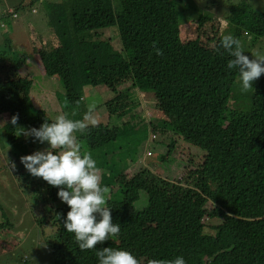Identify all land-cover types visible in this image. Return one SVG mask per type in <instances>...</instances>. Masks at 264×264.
Returning a JSON list of instances; mask_svg holds the SVG:
<instances>
[{
  "label": "trees",
  "instance_id": "1",
  "mask_svg": "<svg viewBox=\"0 0 264 264\" xmlns=\"http://www.w3.org/2000/svg\"><path fill=\"white\" fill-rule=\"evenodd\" d=\"M183 1L118 0L114 7L111 0H50L40 5L29 0L26 5L31 12L34 8L49 11L48 32L53 31L56 44L41 47L38 55L45 75L63 84L69 112L85 106L84 86L104 85L115 93L104 103L107 123L90 126L84 135L76 133L82 152L98 151L104 159L111 153L109 146L119 142L134 121L143 119L135 113L140 101L132 87L155 95L156 105L167 117L156 125L160 137L167 138L155 141L180 136L204 152V160L183 185L156 173L158 168L169 169L162 164L173 150L174 139L170 151L154 156L131 178L114 170H125L124 164L111 163L116 189L109 193L107 206L121 212L116 222H126L133 229L109 244L115 243L120 250L140 258L145 252L152 260L182 256L186 264H264V76L252 93H241L237 70L227 68L231 57L223 49L216 51L221 36L202 42V36L197 35L182 41L177 9ZM22 7L16 5L15 11ZM231 11L227 18L234 26L232 35L249 55L243 47L244 37L255 34V41L264 38V12L253 9L249 0L234 4ZM209 19L208 13H201L198 28ZM111 27L121 38L119 51L111 40L101 39ZM154 42L163 50L162 55L155 54ZM5 52H0L1 62L11 58ZM123 53L126 56L122 57ZM14 62L11 58L6 69L0 68V96L6 104L0 103V115L8 116L1 136L10 144L9 155L18 161L31 153V146L42 144L33 143L29 137L28 148L23 149V139L15 135L11 118L18 115L17 126L25 129L39 128L45 120L51 123L54 119L33 105L29 96L32 79L21 76ZM83 117L80 114L76 120ZM147 127L149 130L151 123ZM168 131L169 136L164 133ZM116 144L114 150L118 149ZM198 154L192 151L189 157ZM24 174L29 175L27 171ZM20 183L24 190H30L33 204L50 206L42 209L40 218H33L37 232L26 253L32 251L31 256L41 264L44 260L48 264H98L92 250L80 251L74 234L63 227L70 209L66 203L54 204L59 200V189L46 185L42 178ZM142 192L147 204L136 210L134 205ZM208 203L216 208L206 210ZM215 216L223 223L215 228L206 226L204 219L212 222ZM233 218L237 219L230 221ZM4 221V227L13 230L11 222L7 218ZM13 243L11 240L10 245ZM148 243L153 245L150 254L141 246ZM24 244L23 240L14 244L12 251ZM18 260L20 264L32 261L26 256Z\"/></svg>",
  "mask_w": 264,
  "mask_h": 264
},
{
  "label": "rangeland",
  "instance_id": "2",
  "mask_svg": "<svg viewBox=\"0 0 264 264\" xmlns=\"http://www.w3.org/2000/svg\"><path fill=\"white\" fill-rule=\"evenodd\" d=\"M118 0H111L114 7H116ZM180 1V0H176ZM242 0H184L177 11L181 14V20L179 25L180 39L182 41H188L189 39L195 38L197 35L202 36V42H205L207 38L222 36L225 34H234V26L230 23L229 17L232 14L231 7L234 4H240ZM253 9L259 12H264V0H249ZM22 4L23 7L15 11L16 15L10 14L16 5ZM26 4H29V0H0V52L6 50L5 55L13 58L15 60V65L19 68L24 65H29L28 73H30V78L32 79V85L30 88V98L33 105L38 110L45 111L46 115L50 119H55L57 115L67 114L68 118L76 120L78 115L83 114L88 111L89 105H95V110L93 116L97 119L99 124H106L107 122V111L104 103L110 100L115 93L112 88L100 85L92 86L87 85L83 88V99L85 106L80 111L72 110L68 111V103L64 99V86L57 78H50L46 76L43 70L41 60L35 57V53L41 47L52 46L56 44V39L51 34L53 31L48 32L50 28L49 19L46 15L49 11L42 9H36V13L33 14ZM25 6V7H24ZM201 13H208L210 16L209 20H206L203 27L200 29L197 25V18ZM255 35V34H254ZM250 35L244 37L243 47L249 51V58L251 54L255 52L264 53V38L257 39L256 41ZM105 37L112 39V44L116 46V51L121 50L122 42L119 38L117 30L115 27H111L109 31L106 32ZM46 44V45H45ZM9 45V46H8ZM211 47H213L211 45ZM36 50V51H35ZM126 56L124 53L122 55ZM11 58H7L6 61L1 62L0 68L6 69L8 67ZM43 70V72L41 71ZM19 73V71H18ZM22 76V75H21ZM261 77L256 80L252 87V90L244 93H252L255 86L259 84ZM29 78V79H30ZM133 95H137L140 105L139 110L135 113H144L148 119H138L139 122L134 121L133 128H128L122 138H119V142H113L112 146H109L111 153L102 159L99 156L98 151L91 152L93 159L96 161L97 167L100 169L99 175L102 177L101 184L103 186H108L110 192H115L116 185L115 182V171L120 175H125L127 178H131L136 174L139 169L143 168L145 164H149L154 160V156L159 154H164L166 151H170L173 145L174 147L170 153L168 160L162 164V166H170L169 169L162 171L161 168L156 170L163 179L168 181L181 180L185 182L187 178L193 177L196 171V167L204 160L203 151L194 147L189 142L185 141L182 137L176 136L172 139H164L161 142L145 140V138H167L160 137L159 130L156 129V125L160 121L167 120L165 114L156 105V102L150 101L149 96L144 97V92L140 91L138 87H132ZM243 93V92H241ZM157 99V97H155ZM0 103L5 104L2 101V96H0ZM6 105V104H5ZM69 107V106H68ZM132 114V113H131ZM133 119V118H132ZM8 120L6 113L1 114L0 117V264H20L18 258L20 257H30L31 262L29 264H41L42 261H36L35 256H31L26 253L27 250H31V242L33 241L34 234H36L37 229L33 230V226H37L36 222H33V218L38 219L42 216V209H47L50 206L48 203H38L33 204L30 198V190H24L21 186V181L35 182V178L30 174L25 176V168H20V160L12 161L15 163V169L11 168L9 148L10 144L5 141V138L1 136L3 133L4 125ZM150 121L151 127L148 130L147 124ZM25 129V128H24ZM167 136L171 133L164 132ZM18 138L23 139L20 143L23 149L28 148L27 140L23 135ZM169 138V137H168ZM26 141V142H25ZM117 143V144H116ZM118 145V149L114 150ZM32 148L31 153L37 150H43L48 147L47 144L41 147ZM29 148V149H30ZM26 151V150H25ZM196 151L200 154L192 155L194 158L191 163L187 162V156L192 152ZM29 154V155H30ZM147 154H153L152 158H145ZM104 161L108 162L109 165H105ZM124 164L126 166L125 170L114 169L110 167V164ZM194 167V169H192ZM103 182V183H102ZM46 185L47 182H45ZM31 185V184H30ZM49 186V185H48ZM30 188V187H29ZM110 196H108L109 200ZM57 205V203H54ZM63 204L61 200L59 204ZM147 204V196L145 193H140L139 200L135 203L134 207L136 210H141ZM47 207V208H46ZM210 206H207V208ZM112 221L121 217V212L117 213L116 208H111ZM5 218H7L12 226L13 230H9L5 224ZM206 226H215L218 224L217 221L211 222L210 220L204 219ZM120 225V234L124 232H131L133 227H130L126 222H117ZM3 224V225H1ZM18 228V230H17ZM50 228V227H49ZM207 229V228H206ZM15 230V231H14ZM207 232H213L212 229H207ZM214 233V232H213ZM10 238H3V237ZM118 236V237H119ZM115 237L111 241L117 239ZM11 240L14 241L10 245ZM25 242V247L16 248L12 251L14 244ZM110 242H105L103 247H113L119 249L115 243L109 244ZM141 245V244H138ZM136 245V246H138ZM146 250L148 248L149 254L152 252L153 245L145 244ZM33 247V246H32ZM13 252V253H12ZM144 252V251H143ZM95 254V251L92 250ZM15 254V257H14ZM46 255L45 253L42 254ZM96 256V255H95ZM137 259H142L145 264L152 259V256H147L144 252V257ZM43 264H48L46 260Z\"/></svg>",
  "mask_w": 264,
  "mask_h": 264
},
{
  "label": "clouds",
  "instance_id": "3",
  "mask_svg": "<svg viewBox=\"0 0 264 264\" xmlns=\"http://www.w3.org/2000/svg\"><path fill=\"white\" fill-rule=\"evenodd\" d=\"M33 1L39 2L38 5L50 2V0ZM15 13L14 8L10 14L15 16ZM32 13H36L35 8L32 9ZM109 29H105L101 39L111 40V45L116 49V46L112 44V39L105 37ZM221 49L231 57L227 62V68L230 70L235 69L238 72V85L240 84L241 92L246 93L252 90L253 83L262 74L264 76V53L255 52L251 54L252 58H249V55H245L239 39L232 34L221 36L216 51L220 52ZM153 50L156 55L163 54V50L156 47L155 42L153 43ZM35 57L39 58V55L35 53ZM28 77L30 78V76ZM144 93V97L149 96L148 99L155 102V95ZM94 110L95 105H89L88 111L82 119H70L65 113L57 115L51 123L45 120L39 128L32 127L29 129L17 126L18 115H14L11 118V124L16 126L15 135L17 137L21 135L25 139L31 137L33 143L39 142L42 145H48L43 150L21 156L20 163L31 176L42 178L49 186L59 189L57 192L59 200L55 203L59 206L61 200L70 209L66 214V218L63 219V227L68 233L74 234V240L80 251H95L98 264H145L142 259L138 260L137 256L129 251L103 247L105 242H111V239L119 236L120 225L113 223L111 208L107 206L110 188L101 184L102 177L99 175L100 169L97 167L96 161L90 152H82V147L77 142L76 136V133L86 134L90 126L97 125L98 121L93 116ZM141 113L144 119L149 120L143 112ZM155 139L148 138V143H152ZM9 157L11 168L15 169L16 165L12 161L16 160L10 155ZM152 157L153 154H147L145 158ZM193 159L189 155L187 156L186 166L183 170L188 166L187 162ZM182 180L170 182L175 185H183L186 182ZM207 206H210V208H207ZM207 206L204 207L206 210L216 208V205L213 206L210 203ZM57 218L59 219V217ZM235 219L237 218L230 221L234 222ZM214 221L218 222V224L212 226L214 228L223 223L218 216L212 219V222ZM149 264H186V262L182 256H178L171 260L151 259Z\"/></svg>",
  "mask_w": 264,
  "mask_h": 264
},
{
  "label": "crops",
  "instance_id": "4",
  "mask_svg": "<svg viewBox=\"0 0 264 264\" xmlns=\"http://www.w3.org/2000/svg\"><path fill=\"white\" fill-rule=\"evenodd\" d=\"M51 1H53V0H51ZM28 68H31L30 67V64L29 65H24L23 67H21V68H19V73H20V75H22V76H30V73H28ZM43 71V70H42ZM43 75H44V73H43Z\"/></svg>",
  "mask_w": 264,
  "mask_h": 264
}]
</instances>
